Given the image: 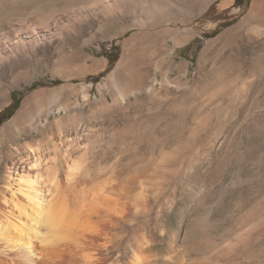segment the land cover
<instances>
[{"label": "rangeland", "instance_id": "obj_1", "mask_svg": "<svg viewBox=\"0 0 264 264\" xmlns=\"http://www.w3.org/2000/svg\"><path fill=\"white\" fill-rule=\"evenodd\" d=\"M10 3L54 39L0 82V158L69 141L140 193L127 239L156 263L264 264V0Z\"/></svg>", "mask_w": 264, "mask_h": 264}, {"label": "bare ground", "instance_id": "obj_2", "mask_svg": "<svg viewBox=\"0 0 264 264\" xmlns=\"http://www.w3.org/2000/svg\"><path fill=\"white\" fill-rule=\"evenodd\" d=\"M10 6L0 0V82L54 39L49 27L11 29ZM74 121L58 119L50 131L62 135ZM25 146L26 157L0 158V264H159L146 235L127 239L140 197L128 180L103 178L71 156L69 141Z\"/></svg>", "mask_w": 264, "mask_h": 264}, {"label": "trees", "instance_id": "obj_3", "mask_svg": "<svg viewBox=\"0 0 264 264\" xmlns=\"http://www.w3.org/2000/svg\"><path fill=\"white\" fill-rule=\"evenodd\" d=\"M237 1H241V0H237ZM230 25V23H228V24H226V25H220L217 29H215L213 32H212V34H210V36H214V35H217L224 27H227V26H229ZM207 37H210V36H208V35H206ZM194 43H190L189 45H187L186 47H184L183 48V56H186V53H189L190 52V49H191V47H192V45H193ZM193 58H195V55H193ZM37 87V85L36 84H34L33 86H32V89H34V88H36ZM20 101H21V99H18V100H16V99H14V101H13V103L6 109V110H12V113L9 115V116H11L12 114H13V112H14V110H16L17 109V107H18V105H19V103H20Z\"/></svg>", "mask_w": 264, "mask_h": 264}]
</instances>
